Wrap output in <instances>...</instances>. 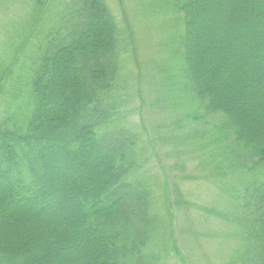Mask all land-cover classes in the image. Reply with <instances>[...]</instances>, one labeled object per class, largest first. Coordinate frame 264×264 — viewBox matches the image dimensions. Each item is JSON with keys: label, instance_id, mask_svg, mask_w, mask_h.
<instances>
[{"label": "trees", "instance_id": "trees-1", "mask_svg": "<svg viewBox=\"0 0 264 264\" xmlns=\"http://www.w3.org/2000/svg\"><path fill=\"white\" fill-rule=\"evenodd\" d=\"M224 1L214 22L201 14L211 0H144L169 30L168 93L185 101L168 122L184 135L163 139L195 142L208 178L228 181L233 205L207 212L238 238L221 264H264V0ZM27 7L0 50V264H163L158 188L137 173L139 133L118 122L130 36L116 3ZM199 25L219 26L212 44Z\"/></svg>", "mask_w": 264, "mask_h": 264}, {"label": "rangeland", "instance_id": "rangeland-1", "mask_svg": "<svg viewBox=\"0 0 264 264\" xmlns=\"http://www.w3.org/2000/svg\"><path fill=\"white\" fill-rule=\"evenodd\" d=\"M3 1L7 5L0 0V50L8 36L30 17L27 7L30 0ZM236 1L233 0L232 5ZM118 2L114 0L117 25L121 31L124 30L121 35L130 36L123 71L125 97L118 122L139 133L141 165L137 173L158 188V208L162 211L160 219L164 224L153 244L171 252L163 264H221L239 245L238 238L229 224L207 212L233 205L232 198L224 190L228 181L208 178L209 168L202 160L204 152L195 142L188 145L182 141L173 143L163 139L164 135L172 132L168 122L185 107V101L180 102L174 94L168 93L164 81L173 73V64L169 62L165 47L169 30L155 20L163 17L156 12L150 13L144 0ZM220 7H225L224 0H211L210 5L201 8V14L215 22L214 11L217 12ZM196 29L210 45L212 39L217 38L220 28H212L211 36L207 35L206 26L199 25ZM231 31L243 30L234 26ZM248 39L246 32L243 40ZM201 64L205 68L204 62ZM209 74L216 72L209 69ZM184 132L185 129H179L171 134L179 136ZM82 176L85 180L92 174ZM209 176L214 177L211 170ZM64 180L65 186L70 185L67 177ZM60 188L63 189V186L60 185ZM66 214L61 215L66 217ZM81 246L79 253L83 257H86V251L95 255L93 248L85 244ZM68 253L72 250L68 249Z\"/></svg>", "mask_w": 264, "mask_h": 264}]
</instances>
